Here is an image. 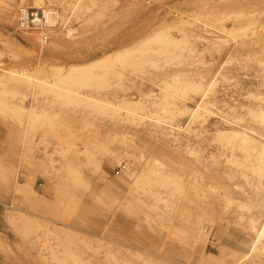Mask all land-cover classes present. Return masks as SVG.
I'll list each match as a JSON object with an SVG mask.
<instances>
[{"label":"rangeland","instance_id":"rangeland-1","mask_svg":"<svg viewBox=\"0 0 264 264\" xmlns=\"http://www.w3.org/2000/svg\"><path fill=\"white\" fill-rule=\"evenodd\" d=\"M0 118V264H264V0H0Z\"/></svg>","mask_w":264,"mask_h":264},{"label":"built area","instance_id":"built-area-1","mask_svg":"<svg viewBox=\"0 0 264 264\" xmlns=\"http://www.w3.org/2000/svg\"><path fill=\"white\" fill-rule=\"evenodd\" d=\"M17 28L23 31H35L39 43L45 45L50 39V25L45 8L21 6L17 11Z\"/></svg>","mask_w":264,"mask_h":264},{"label":"crops","instance_id":"crops-1","mask_svg":"<svg viewBox=\"0 0 264 264\" xmlns=\"http://www.w3.org/2000/svg\"><path fill=\"white\" fill-rule=\"evenodd\" d=\"M14 132L15 129L11 123L3 118H0V157H2V153L10 149V141ZM12 149L14 150L15 147H12Z\"/></svg>","mask_w":264,"mask_h":264},{"label":"bare ground","instance_id":"bare-ground-1","mask_svg":"<svg viewBox=\"0 0 264 264\" xmlns=\"http://www.w3.org/2000/svg\"><path fill=\"white\" fill-rule=\"evenodd\" d=\"M46 12H47V17H48V23H49V25H50V24H51V23H50V18L52 17V16H51L52 11L49 10V9H46ZM54 14H55V13H54ZM53 17H54V16H53ZM52 20H54V19H52ZM75 68H76V67H75ZM75 68H72L71 70L74 71L73 69H75ZM71 70H70V71H71ZM76 71H77V70H76ZM76 71H74V73H72V72H70V73L68 72V73H69V75L72 76V75H74V74H77V73H75ZM78 73H81V72L78 71ZM67 75H68V74H67ZM74 76H75V75H74ZM76 76H78V74H77ZM69 79H70V78H69Z\"/></svg>","mask_w":264,"mask_h":264}]
</instances>
